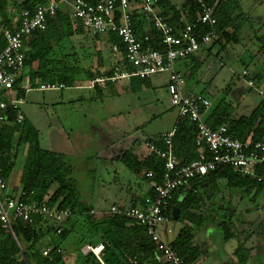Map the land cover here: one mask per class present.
Masks as SVG:
<instances>
[{"label":"rangeland","instance_id":"obj_1","mask_svg":"<svg viewBox=\"0 0 264 264\" xmlns=\"http://www.w3.org/2000/svg\"><path fill=\"white\" fill-rule=\"evenodd\" d=\"M22 1L8 0L6 13L15 16L17 5ZM239 1L246 19L238 32V42L222 40L205 46L208 49L197 52L202 65L193 74V65L189 62L185 66L184 61L176 64L193 94L205 95L210 101V109L223 100L235 108V117L248 115L264 98V0ZM98 39L87 33L70 37L64 52L75 55L69 57V63L79 69L76 79L62 90L31 89L25 93L21 105V111L38 131L40 147L61 155V159L71 166L69 178L74 183L77 203L91 208L96 216L108 212L113 205L128 207L130 199L141 195L146 187L144 180L110 158L131 140L137 141L136 145L133 143L134 150L143 148L145 139L171 130L177 116L176 109L170 104L168 74L154 75L143 82L138 78L120 80L108 93H98L87 87L90 79L85 78V72L99 74L114 63L109 43L103 37ZM243 70L250 75L242 77ZM257 75L261 78L253 80V87L248 86L247 81ZM39 84L34 82L31 87ZM260 88L262 94L256 91ZM14 138L17 139L18 134ZM25 150L23 146L20 148L8 179L12 191L18 190L14 181L18 179ZM219 188L211 199L212 208L205 200L201 206L210 210V218H230L238 231L247 232L250 236L246 246L253 245L247 264H264V193L251 202L249 197H240L233 189L223 187V182ZM218 219L208 221L209 231L204 227L196 230L193 239L194 245L207 257V263L221 259L218 243L222 232ZM72 221L74 226L65 239L52 234L47 241L50 239L61 249L65 264H94L92 256L81 254V248L87 243L96 244L100 237L92 232L86 216L76 214ZM12 222L14 226L15 222ZM186 224L166 220L159 225V235L164 242L171 243ZM209 232L214 233L209 235ZM232 243L233 240L225 246ZM21 245L30 264H37L30 258L26 243ZM211 248H214L213 252ZM108 259L110 255L104 252V260Z\"/></svg>","mask_w":264,"mask_h":264},{"label":"trees","instance_id":"obj_2","mask_svg":"<svg viewBox=\"0 0 264 264\" xmlns=\"http://www.w3.org/2000/svg\"><path fill=\"white\" fill-rule=\"evenodd\" d=\"M86 1L93 4L100 0ZM44 2L45 0H23L17 5V13L20 14L24 10L33 11L37 5ZM204 2L212 5L214 0H204ZM7 5L8 0H0V52L6 45L4 32L14 30L5 11ZM156 7L160 15L166 18L171 25L180 24L179 20L182 16L188 19L194 18L199 10L195 0L183 8L172 4L170 0H157ZM214 16L216 18L215 26L211 29L205 27L202 30L203 32L213 31L216 34V38L210 44H218L222 40L225 43H237L238 32L242 22L246 19L242 13L240 1L219 2L215 7ZM132 28L136 39L144 46L158 50L162 48L152 24L144 20L141 13L134 14ZM83 32L80 25L73 27L65 11L61 9L49 16L46 21V29L35 32L27 44L28 50L25 52L26 61L23 74H29L30 77L41 83L58 82L66 87L69 86L78 76L79 69L69 63V57L75 55L64 52L66 42L70 37L83 34ZM145 37H148L146 42H144ZM92 38L97 39V37ZM108 43L110 47L115 45L119 48L118 57L120 59L124 57V47L117 35L109 34ZM184 61L193 65L191 74L198 71L202 65L200 59L194 55L187 57ZM122 63L123 60H118L115 65L121 66ZM113 68L114 66L95 75L85 72V78L91 81L98 76H111L114 72ZM259 78L261 75H257L251 80L252 82L253 80L258 81ZM110 87L113 86H109L108 91H104L98 86H94L93 89L98 93H108ZM18 96L24 97V93L20 89H18ZM234 113L235 108L221 100L206 113V123L212 128L225 124L227 133L240 141L247 139L252 142L264 141V98L248 115L235 117ZM9 116L14 119L15 112L10 111ZM16 134H18L17 139L14 138ZM196 134L195 126L187 119L176 122L172 142L175 158L180 165H186L198 158L195 143ZM146 141L160 147L163 146L158 136L148 138ZM22 146L26 149L25 156L18 180V190L13 191V195L18 194V200L23 203L46 201V203L59 208H69L72 217L67 221L63 232L58 236L59 238L65 239L73 228L74 222H71V219L74 215H83L90 222L92 232L100 237V241L96 243H102L104 252L110 255V259L106 263L162 264L159 252L152 245L143 227L134 224L123 215L101 212L99 216H96V213H90L91 208L77 203L74 183L69 178L71 166L61 159V155L40 147L38 131L26 118L20 124L0 125V170L5 181L9 179L13 171ZM134 151V148L123 151L115 157V161L122 163L138 179L144 180L149 185L159 183L164 174L163 161L154 154H150L141 161L139 155ZM148 171L152 172V177L146 176ZM221 182H223V187L233 189L240 197H249V200L254 202L264 193V164L255 166L249 172L228 166L218 167L201 178L190 180L188 185L182 186L174 192L170 201V210L167 212L168 218L172 219V209L176 207L179 210L176 221L189 223L192 227L188 224L184 225L170 244L187 264H194L202 255L200 249L193 243L196 230L207 225L208 221L218 219L210 218V210L202 207L201 202L207 201L211 209L214 204L211 199L219 191ZM150 193L151 189L148 194ZM131 205L136 206V203L133 202ZM221 207L228 208L227 205ZM41 227L38 220L29 226L15 221L12 229L20 245L23 242L26 243L30 258L37 264H65L63 254L56 251L59 248L57 246H54L48 259L43 258L38 252L39 241L50 233L49 230L43 231ZM218 227L222 232L220 242H226L237 234L230 218L218 219ZM234 255L236 264H245L249 257V250L240 244L235 249ZM25 257L28 260L26 255ZM0 264H24L20 260L18 246L11 235L1 226Z\"/></svg>","mask_w":264,"mask_h":264},{"label":"built area","instance_id":"obj_3","mask_svg":"<svg viewBox=\"0 0 264 264\" xmlns=\"http://www.w3.org/2000/svg\"><path fill=\"white\" fill-rule=\"evenodd\" d=\"M198 13L194 18L182 16L180 24L171 25L157 10V0H100L89 3L86 0H45L33 11L24 10L13 24V31H5V47L0 52V125L12 126L24 120L21 105L24 97L18 96V89L25 94L32 89L30 77L23 74L25 70V46L31 36L37 31L46 29L49 16L58 10H63L69 17L73 27L80 25L91 37L115 34L124 47V57L121 66L115 65L111 76H98L90 82V87H100L108 91L109 86L116 85L120 80L138 78L149 80L154 75L168 74V91L170 104L177 111V121L187 119L196 129V147L198 158L186 165H180L173 150L175 127L158 135L163 146L152 142L144 143V160L154 154L163 161L164 174L159 183L151 184V193L146 195L136 206L113 205L109 213L123 215L134 224L143 227L152 245L159 252L162 264H187L179 257L170 243L164 242L159 235V225L169 220L167 212L170 201L176 190L188 185L190 180L201 178L218 167H232L244 172L251 171L255 166L264 164V141L252 142L250 139L240 141L227 133V126L222 124L212 128L206 123V113L210 109V101L201 94L189 93L186 79L182 72L176 69V64L209 45L216 38L213 31L203 32V28H213L216 24L215 7L204 0H195ZM141 13L144 20L150 22L157 33L161 49H152L136 39L132 28V18L135 13ZM148 37L144 38V42ZM115 55L120 54L117 46L111 47ZM120 58V57H119ZM242 77H248L249 72L242 71ZM247 85L253 87L251 80ZM62 83H40L35 90H62ZM15 112L11 119L9 112ZM152 177V172L146 173ZM195 192V191H194ZM91 214L94 211H90ZM72 217L69 208H59L46 201L40 203H23L18 200V194L13 195L8 182L2 177L0 170V226L8 232L20 250V260L30 264L12 229V221H19L24 226L34 224L38 220L43 231L49 234L43 236L38 244V252L43 258H49L54 245L50 235L59 236L67 221ZM46 239V241H45ZM104 245L102 243L84 244L81 254L92 256L96 264H107L104 260ZM62 253L61 249L56 250Z\"/></svg>","mask_w":264,"mask_h":264},{"label":"crops","instance_id":"obj_4","mask_svg":"<svg viewBox=\"0 0 264 264\" xmlns=\"http://www.w3.org/2000/svg\"><path fill=\"white\" fill-rule=\"evenodd\" d=\"M171 1V3L172 4H174V5H176V6H179V7H181V8H183V7H185L186 5H188L191 1L190 0H186L185 2L183 1V0H170ZM137 13H139V12H137ZM18 13H16V15L15 16H9V14H8V16H9V18H10V20H11V22H12V24H14L16 21H17V19H18ZM83 33H86V32H83ZM89 35V34H88ZM75 36V35H74ZM90 36V35H89ZM101 37H103L107 42H108V37L107 36H100V37H97V40H99L98 38H101ZM29 41H31V38L27 41V43H26V46H25V52L28 50V43H29ZM205 49H206V47H204ZM203 48V49H204ZM113 56H114V63H110L109 65H108V67L107 68H110V67H112V66H115V63H117V61L118 60H120V58L118 57V55H115L114 53H113ZM194 56H197V53L196 54H194ZM184 61V60H183ZM182 62V61H181ZM186 63H187V61H184L183 62V64H184V66L186 65ZM106 68V69H107ZM250 75V74H249ZM25 76H29L30 77V75L29 74H25ZM150 80V79H149ZM148 81V80H147ZM34 82H38V81H36L33 77H30V83H31V86H32V84L34 83ZM90 82L91 81H89V83L87 84V87H89V88H91L90 87ZM39 83H41V82H39ZM117 86V84L116 85H114L112 88H111V90L112 89H115V87ZM35 87H32V89H34ZM91 89H93V88H91ZM35 90V89H34ZM38 91V90H37ZM186 91H188L189 93H192L191 91H190V89H189V87H187V90ZM259 94H262V89L260 88V89H257L256 90ZM24 96H25V94H24ZM22 112V111H21ZM23 113V112H22ZM23 115H24V118H26L27 119V117H26V115L23 113ZM28 120V119H27ZM176 122H177V116L175 117V120H174V124H173V126L171 127L172 129L175 127V124H176ZM168 130H170V129H168ZM168 130H163V131H161V132H158V134H156V135H154L153 137H156V136H158V135H160V134H162V133H165V132H168ZM153 137H149V138H153ZM146 140V139H145ZM145 140H144V142H145ZM133 143L136 145L137 144V141L135 140V141H129V142H126L123 146V148H121L119 151H118V153L117 154H115L112 158H110V160H115V157L117 156V155H119L120 153H122L123 151H125V150H130L131 148H133ZM143 148H141V146L140 147H138V149H136L134 152L137 154V155H139V159L141 160L143 157H144V155H145V148H144V144H143V146H142ZM23 163V162H22ZM20 171H19V176H18V179L16 180V181H14V186L15 187H18V180H19V177H20V173H21V170H22V164L20 165ZM13 172V171H12ZM7 182H8V180H7ZM150 189H151V185H149L148 183H146V187L144 188V189H142V193H141V195H135L134 197H132L130 200H131V203H130V205L131 204H133V202L134 203H136V205L137 204H139L140 203V201L146 196V195H148V192L150 191ZM10 190V189H9ZM189 226H191L192 227V225L191 224H189V223H187ZM204 227V230L206 231H209V226L208 225H205V226H203ZM182 228V227H181ZM202 229V227H200L199 229H197V230H201ZM181 230V229H180ZM179 230V231H180ZM236 231H237V234H236V236L235 237H233L232 239H229L228 241H226V242H219L218 244H220L218 247H219V249H220V252H221V259H218V260H213V261H211L212 263H207V257L206 256H203V255H201L199 258H198V260H196V262L194 263V264H222V262H223V264H236V258H235V255H234V251H235V249L240 245V244H243V246L245 247L246 246V244H247V240L249 239V236L250 235H248V233L247 232H245L244 230H242V231H238L237 229H236ZM179 233V232H178ZM177 233V234H178ZM214 232H209V235H211V234H213ZM177 236V235H176ZM175 236V237H176ZM247 239V240H246ZM233 240V243L232 244H230V246H225L226 244H227V242H229V241H232ZM222 244V245H221ZM252 247H253V245H251L250 243H249V246H246L245 248H247L248 250H249V257H248V259H247V261L245 262V264H247L248 263V260H250L251 258V252H252ZM213 250H214V248H211V252H213ZM218 256H216V258H217Z\"/></svg>","mask_w":264,"mask_h":264},{"label":"water","instance_id":"obj_5","mask_svg":"<svg viewBox=\"0 0 264 264\" xmlns=\"http://www.w3.org/2000/svg\"><path fill=\"white\" fill-rule=\"evenodd\" d=\"M178 208H173L172 209V213H171V218H172V220H176L177 219V216H178Z\"/></svg>","mask_w":264,"mask_h":264}]
</instances>
